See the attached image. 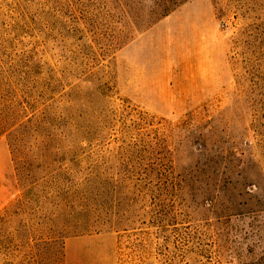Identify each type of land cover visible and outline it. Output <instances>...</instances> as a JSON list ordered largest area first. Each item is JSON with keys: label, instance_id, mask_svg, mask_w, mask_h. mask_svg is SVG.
Returning <instances> with one entry per match:
<instances>
[{"label": "rangeland", "instance_id": "374dc122", "mask_svg": "<svg viewBox=\"0 0 264 264\" xmlns=\"http://www.w3.org/2000/svg\"><path fill=\"white\" fill-rule=\"evenodd\" d=\"M0 78V264H264V0H0Z\"/></svg>", "mask_w": 264, "mask_h": 264}, {"label": "trees", "instance_id": "16d2710c", "mask_svg": "<svg viewBox=\"0 0 264 264\" xmlns=\"http://www.w3.org/2000/svg\"><path fill=\"white\" fill-rule=\"evenodd\" d=\"M10 85V82L0 78V137L13 134L15 142L24 143L30 133L29 129L36 131L33 121L37 119L23 120L25 110H19L16 97L13 94L10 97L2 94V90L8 92Z\"/></svg>", "mask_w": 264, "mask_h": 264}]
</instances>
